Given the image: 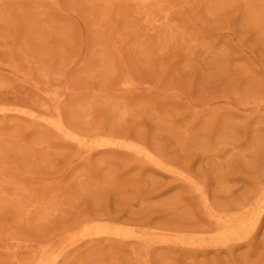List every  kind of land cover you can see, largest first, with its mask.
Listing matches in <instances>:
<instances>
[{
  "label": "rangeland",
  "instance_id": "1",
  "mask_svg": "<svg viewBox=\"0 0 264 264\" xmlns=\"http://www.w3.org/2000/svg\"><path fill=\"white\" fill-rule=\"evenodd\" d=\"M0 264H264V0H0Z\"/></svg>",
  "mask_w": 264,
  "mask_h": 264
}]
</instances>
